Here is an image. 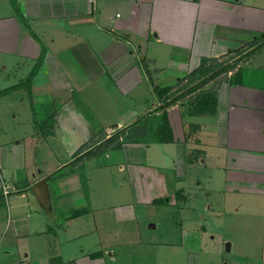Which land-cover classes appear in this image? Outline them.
Instances as JSON below:
<instances>
[{"label":"crops","instance_id":"0c3cea01","mask_svg":"<svg viewBox=\"0 0 264 264\" xmlns=\"http://www.w3.org/2000/svg\"><path fill=\"white\" fill-rule=\"evenodd\" d=\"M17 2L45 55L29 89L0 96L38 115L0 135V185L17 187L0 190V264H213L227 193L264 197V0ZM40 41L0 0V55L29 73ZM47 174L51 216L30 190ZM259 240L217 264H264ZM143 248L152 260L131 257Z\"/></svg>","mask_w":264,"mask_h":264},{"label":"rangeland","instance_id":"374dc122","mask_svg":"<svg viewBox=\"0 0 264 264\" xmlns=\"http://www.w3.org/2000/svg\"><path fill=\"white\" fill-rule=\"evenodd\" d=\"M23 63L24 62L20 60V58H10L8 55H0V88H7L11 85H15V83L17 84L23 79L24 75L28 73L26 72V68L24 67L25 65ZM2 64H7L6 70L2 69ZM19 88L26 90L28 89L24 85L20 86ZM21 97L20 91H16L12 92V95L9 97L3 98V101L0 100V135L3 134L2 128L3 125H6V121H9V132L7 131V128L4 130L7 131L9 135L19 138L22 137L25 132L27 133L28 130H26L25 127H22L26 124L23 122V119L26 116L27 111L30 112L29 114H31L34 103L32 104L31 101L29 102L25 100V103L23 102L20 104L19 100ZM37 113H39V110ZM12 115H16V119H14V121L11 119ZM31 116L33 117V120L38 119V115L35 112ZM41 130L42 129H40V125H38L33 128L32 133L40 135ZM6 135L3 140H6ZM13 141L15 142L16 139ZM4 146H6L7 150H9L8 143L4 144ZM8 159L10 160V156H8ZM8 165H10V161H8ZM4 177L7 181L11 180L7 173H5ZM227 194L226 203L222 204L223 210L221 219H213L211 220L212 222H209L210 226L214 230L213 232H215L213 233L214 235L212 234L215 236L214 239H208V242L212 243L213 246L209 248V252L210 254H215L211 255V261L213 264H217L219 261H221L223 255L231 257L234 252L247 253L249 249L254 247H256V250H260L259 238L262 235V232H264V197L259 199L248 198L247 200H242L244 199L245 195H239L241 201H238L234 196L238 194ZM223 197V195H219L215 198ZM176 220L178 219H175V221ZM141 233L143 239H145L148 234H150L143 231H141ZM174 234L175 237H177V234ZM130 237L133 238V235ZM227 243L232 246V251L227 250ZM218 246H220L221 253L216 250V247ZM143 251L144 253L142 256H140L139 252L137 253V250L132 251L133 256L131 257L134 260L142 259L144 261L153 259L150 249L143 248ZM216 251L219 252V254H216ZM225 260H227V258Z\"/></svg>","mask_w":264,"mask_h":264},{"label":"trees","instance_id":"16d2710c","mask_svg":"<svg viewBox=\"0 0 264 264\" xmlns=\"http://www.w3.org/2000/svg\"><path fill=\"white\" fill-rule=\"evenodd\" d=\"M11 6H12V9L14 11V14L16 16V18L20 21V23L22 24V26L29 32V34L34 38L36 39L37 41H40L38 39V37L35 35V33L31 30L28 22L26 21L25 17L22 15V12L20 10V7H19V4L17 2V0H9ZM264 45V36L262 37L261 39V42H259V44L257 45L256 48H259L261 46ZM40 47H41V50H40V53L36 59V62L34 63V65L32 66L30 72L28 73V75L22 79L19 83L13 85V86H9L7 88H4V89H0V96L2 95H5L7 94L8 92L14 90V89H17L19 88L20 86L24 85L26 86L28 89H29V86H30V82L32 81V78L34 77L35 75V72L37 71V69L39 68L40 66V63L42 62L43 58H44V55H45V46L44 44L40 41ZM232 65H226L222 68V70H225L227 69L228 67H231ZM217 75V73H214V74H211V76H215ZM165 89L166 88H163V89H160V88H154L156 94H160V93H164L165 92ZM164 91V92H162ZM198 105H199V110L202 112V111H205L207 113H213L214 110H215V105H216V98L214 96V92L213 90H207L205 92H203L200 97H199V102H198ZM139 123V121H138ZM37 125V124H36ZM140 127H141V124L139 127H136L135 124L132 126V133L127 135L126 136V139H135V136L139 134L140 132ZM165 129V123H163L159 128H158V131L159 133H164L163 130ZM113 142H116L114 144V147H118L119 146V141L118 139H116L115 141ZM108 146V145H107ZM106 147V146H105ZM81 157V156H80ZM77 161H73V163L75 164ZM72 170L71 171H74L75 169H77L76 167H71ZM53 175H55V173H53ZM57 210L56 208L54 209V214L57 215ZM78 212H76L77 214ZM61 218H58V221H61L60 220Z\"/></svg>","mask_w":264,"mask_h":264},{"label":"water","instance_id":"95a60500","mask_svg":"<svg viewBox=\"0 0 264 264\" xmlns=\"http://www.w3.org/2000/svg\"><path fill=\"white\" fill-rule=\"evenodd\" d=\"M51 174L40 178L30 186L32 194L35 196L40 207L49 215H52V202L50 198V191L48 187V180ZM227 243V249H228Z\"/></svg>","mask_w":264,"mask_h":264},{"label":"built area","instance_id":"2783aa9c","mask_svg":"<svg viewBox=\"0 0 264 264\" xmlns=\"http://www.w3.org/2000/svg\"><path fill=\"white\" fill-rule=\"evenodd\" d=\"M0 190H1L2 194L4 196H6L11 191H16L17 187L12 185V184L10 185L8 183L2 182L1 185H0Z\"/></svg>","mask_w":264,"mask_h":264}]
</instances>
